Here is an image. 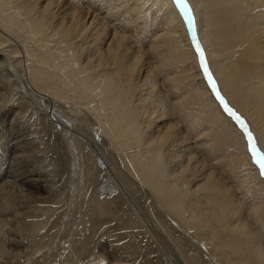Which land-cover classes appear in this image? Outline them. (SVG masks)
I'll return each instance as SVG.
<instances>
[{
    "label": "bare ground",
    "instance_id": "1",
    "mask_svg": "<svg viewBox=\"0 0 264 264\" xmlns=\"http://www.w3.org/2000/svg\"><path fill=\"white\" fill-rule=\"evenodd\" d=\"M187 3L191 21L175 0H0V140L8 144L18 132L7 163L30 190L13 185L0 193V213L12 212L3 222L9 227L0 264H33L35 255L57 245L62 220L43 219L56 200L54 180L37 175L43 158L55 156L35 138L55 142L57 134L58 143L56 122L76 137L60 114L96 126L101 174L90 178L98 187L97 214L137 230L134 211L120 212L130 209L128 193L138 191L154 215L139 219L141 231L128 229L134 233L128 241L118 234L122 243L112 231L119 227L108 226L91 264H264L263 169L213 94L195 47L203 50L219 96L264 154V0ZM42 103L53 113H38L35 107L47 111ZM75 137L67 146L78 153L82 142ZM60 155L71 154L65 148ZM113 164L120 183L111 177ZM26 215L29 224L19 225ZM63 255V264L75 258Z\"/></svg>",
    "mask_w": 264,
    "mask_h": 264
},
{
    "label": "rangeland",
    "instance_id": "2",
    "mask_svg": "<svg viewBox=\"0 0 264 264\" xmlns=\"http://www.w3.org/2000/svg\"><path fill=\"white\" fill-rule=\"evenodd\" d=\"M236 53H237V51L235 52V54ZM158 77L162 78L159 75H158ZM166 95L170 97V91L169 90L166 91ZM8 98H10V96H8ZM95 101H98V98H95ZM36 103L41 104V102H39V101H37ZM42 104L45 106L47 111L42 109V107L41 108L40 107H35V109L37 110L38 113L45 114V115H46V112L48 114H52L53 113V112L49 111V108L46 106V104H44V103H42ZM59 116H60V118L64 119V121L68 120L69 128L72 127L73 129L78 131L79 134H77L76 137H77L78 140H80L82 142V146H81V150L78 153H73V152H71L68 149L69 139L71 137H75V135L73 133H69L70 132L69 130L66 131L67 128H64L63 125L61 123H59V122L55 123V124H58L57 127H56L58 131H60V127L62 128V130L60 131L61 133L58 132L59 135H60L58 137V139H59L58 143H57V139H56L57 134L55 135V142L53 140H51V141L47 140V138L44 137V136L43 137L41 136V138H35V140L38 143L39 149L44 150V148L46 147L45 151L47 152V151H51L52 150V152H54L53 155L55 156L54 160H51L49 157H44L43 160L41 161V167H40L41 172H40V170L37 171V173H38L37 175H39V179L45 180V178L48 179L50 177V179L54 180L53 183H52V184H54L53 187H52V195L54 196V198H56V200L52 204L50 203L52 209L50 211H48L49 214L47 213V214L43 215V217L45 216L43 219L46 220L48 218L47 221L49 223L50 221H53V219L55 217L59 216V218L62 221H61V223L59 221V225L60 226H58L57 229H56L58 231L57 232L58 233V242H57V245L55 246L54 250L51 249L52 251H49V252H51L50 254L48 252H45L43 254L40 253V254L35 255V260H34L35 263L33 262V264H60L61 262H62L61 264H63V256H64L63 254H66L67 252H71V253H73L75 255V258H74L73 262L70 263V264H79V263H81V264L84 263L85 264L87 262H89L87 264H91L92 261L96 260L97 256H95V255H97V252L100 251L96 247V240H99V238H101L103 235H106L107 234V229H109V227L117 226L116 223H114L115 220H113L112 217H108V215H106L107 216L106 217V216H101V215L97 214L98 211L94 207L93 195H94V188L95 187H93V186L95 185V183H93V180H94L93 178H94V175H95L94 174L95 171H97L99 175L101 174V172L97 168V161L100 163V160L98 159L99 158L98 155L101 152V142H100V140H97L98 137H95V139L97 140L96 143L94 141V138L92 139L93 135H96L94 133L96 131L95 130V128H96L95 125L92 127L90 122H87V121H84V120L83 121L77 120V119H79L78 117H81V115H78V117H76L77 119L75 117L71 118L69 116L68 117H66V116L62 117L61 114ZM55 124H53L52 127ZM82 128L85 131L82 130ZM64 133H66V135ZM74 133H77V132H74ZM71 134L73 136H71ZM17 135H18L17 131H16V133H11V135H10V138H11L10 142L12 141V147H10L11 146L10 142L7 144L4 140H0V185L4 186L3 189L0 191V193H2L4 191H7V192H10L11 190L13 191L14 190V187H12L13 185L14 186H18L21 189H23V188L25 189L26 188L25 186L20 185L19 184L20 182L18 180L15 181L13 163H10V164H9V162L7 163L8 159H9L10 151H13L16 148V147H14L13 144H14V141H15V137ZM87 135H89V136L92 135V136L90 138ZM66 142H68V143H66ZM62 143L65 144L66 146L64 145L65 147H61L63 145ZM60 144H61V146H60ZM65 148H67V150L70 152V154L72 156L69 155V156H66L63 159V157H61L60 154L62 152H64ZM104 150H103V153H104ZM56 155H57L58 159H57ZM85 156L87 157V161L86 162H84V160H83V158ZM60 158L64 162L62 160L60 161ZM46 160H48L49 162H47ZM42 162H43V164H42ZM46 162H47V164H46ZM60 162H62V164ZM6 165L7 166L8 165H13L12 168H10L8 173L4 172V169L6 168ZM42 166H43V168H42ZM43 169H45V170H43ZM90 172H91V174H90ZM118 172H119V170L117 169V166L115 164H113L112 168H111V171H110V173L112 175L111 174L110 175H111V177L114 178V180L116 182L120 183V180L122 178L118 177V175H119ZM44 173H48V174H44ZM119 176H121V174ZM9 181H10V183H9ZM13 181H15V182L13 184H11V182H13ZM21 182H22V179H21ZM7 184H9V185L5 188V185H7ZM86 185L88 186L87 189H86ZM124 185L126 187V185H128V184L126 183ZM4 188H5V190H4ZM8 188H9V190H8ZM20 188H18V189H20ZM131 188H133V187H131ZM95 189L98 190V187H96ZM130 189L129 190L126 189V191L127 192L128 191L129 192L133 191L132 189L130 191ZM90 190H93V191H90ZM27 191H30V190L27 189ZM131 193H128V194L133 196L134 198L132 197L128 201V205H130V209L133 206L132 210L129 211L130 209H128V211H126V210L122 209L120 213L122 214V216H125V215L129 214V212L131 214V212L134 211V213H132L134 215H131V216L137 218V219L135 218V221H136L137 227H138L137 230L141 231L142 228L140 226L141 224H139V223L140 222L144 223L145 221H147L149 219L151 220L152 218H154V215L152 213L153 211H151L152 210L151 206L147 205V203H149L148 199L146 200L143 197H140V198L137 197L139 195L138 191H137V193H135L133 191V194L135 193L136 196L132 195ZM101 194H102V192L99 190V199H103V197L105 198V195L103 196V194L102 195ZM108 197H110V195ZM136 197L139 198V199H137ZM144 200H146V204H145ZM148 206H150V207L148 208ZM64 208H65L66 211L63 210ZM52 213H54L55 215L52 214ZM11 215H12V212L6 211V210L2 214L0 213V233H1L0 242H3V240L6 239L5 235L8 234L7 232H5V228H8L9 226L7 224L4 225L3 222L5 221V218H7V217H11L12 218ZM135 215H139V216H135ZM31 219L32 218H30V215H26L19 221L18 224L19 225L29 224ZM139 219H140V222H139ZM15 220H16V217H14V221ZM91 220H93V221H91ZM132 220H134V219H132ZM169 220L171 222H173L172 219L169 218ZM15 225L16 224H14V222H13V226H15ZM63 225H65V226H63ZM90 225H91V227H90ZM131 226H133V225H131ZM131 226L123 227V225H122V228L117 226L116 228L119 227L118 229H112V231L117 233L116 235H114V237L117 240L120 237L125 238V239H123L124 242L128 241L127 237H132L133 238L134 236H131V234L133 232L136 233L137 230H134L133 227L131 228ZM2 228H4V229H2ZM99 228H100V230H99ZM128 229L130 230L129 232H131V230L133 231L132 233H130V235H128L129 234ZM126 230H127L128 233H126ZM119 231H120V233H119ZM13 232H14V230L10 233V235H12ZM123 232H124V235H122ZM61 233L63 235H61ZM93 234L95 236H93ZM118 234H119V236H118ZM120 234H121V236H120ZM97 235H98V237H96ZM132 235H134V233ZM117 236L119 238H117ZM10 237H14V236H9L8 238H10ZM120 239L118 240V242L120 241ZM128 239L131 240V238H128ZM137 239H140V238L137 237ZM121 241H122V239H121ZM121 241H120V243L123 242V241L122 242ZM139 243L136 242L137 245H139ZM155 246L157 247L158 245H155ZM203 247L204 246H202V248ZM159 249H161V248L159 247ZM186 249H188V248H186ZM143 250L146 251L148 249L144 246ZM173 250L174 251H178L179 249L177 250V248L173 245ZM91 251H93V252H91ZM87 252H88V254H87ZM205 252H206V250H205ZM80 255H81V257H80ZM92 256H93V258H91ZM85 257H87L88 260L90 259L91 261H88ZM52 258H54V259L52 260ZM94 258H95V260H93ZM139 259H140V257H138L136 261L138 262ZM104 262L103 263H99V264H104ZM26 263L27 262L25 261L23 264H26ZM202 264H204V263L202 262Z\"/></svg>",
    "mask_w": 264,
    "mask_h": 264
},
{
    "label": "snow or ice",
    "instance_id": "3",
    "mask_svg": "<svg viewBox=\"0 0 264 264\" xmlns=\"http://www.w3.org/2000/svg\"><path fill=\"white\" fill-rule=\"evenodd\" d=\"M175 3L178 6V8L180 9V11L183 13V15L186 18H188L189 21H191L190 8H189V5L187 3V0H175ZM195 47H196L197 52L200 55V62H201V65L203 66V70H204L205 74L207 75V79L211 83V86L213 87V89H215L216 84L213 81V77L210 74L209 68L205 62L203 50L201 49V46L199 43H196ZM216 95L219 97V92H217ZM220 99H221V103H224L223 97H220ZM224 107L228 111L229 115L233 116L236 120L240 121L241 127L244 128L245 131L247 132L249 151L252 153V156L255 158L256 163L260 165L261 169H264V154H262L258 150L257 145L254 142L252 133L250 131H247V127L244 124V122L242 120H240V117L231 108H228L226 103H224ZM261 175H264V171L261 172Z\"/></svg>",
    "mask_w": 264,
    "mask_h": 264
},
{
    "label": "water",
    "instance_id": "4",
    "mask_svg": "<svg viewBox=\"0 0 264 264\" xmlns=\"http://www.w3.org/2000/svg\"><path fill=\"white\" fill-rule=\"evenodd\" d=\"M190 30H191V33H192V35H191V38L192 39H195L196 38V35L193 33V30H192V28L190 27ZM196 42V41H195ZM199 62H200V55H199ZM200 65H201V62H200ZM201 68H202V70H203V66L201 65ZM203 72H204V70H203ZM204 75H205V77H206V79H207V75L205 74V72H204ZM207 82L209 83V85H210V87L212 88V91H213V94H215V96L217 97V99L219 100V102L221 103V99H220V96L218 97L217 95H216V93H217V89L215 88V89H213V87L211 86V83L208 81V79H207ZM224 101V100H223ZM221 105L223 106V109H225V107H224V105H223V103H221ZM229 108V107H228ZM233 110V109H232ZM225 111L228 113V111L225 109ZM234 111V110H233ZM235 112V111H234ZM229 114V113H228ZM230 117L235 121V123H237V125H239V127H240V129L242 130V132L244 133V135H245V137H246V139H247V132L245 131V129L244 128H242L241 127V125H240V121H238V120H236L233 116H231L230 115ZM240 120H242L241 118H240ZM243 121V120H242ZM247 131H248V129H247ZM247 142H248V139H247ZM263 171H264V169H263Z\"/></svg>",
    "mask_w": 264,
    "mask_h": 264
},
{
    "label": "crops",
    "instance_id": "5",
    "mask_svg": "<svg viewBox=\"0 0 264 264\" xmlns=\"http://www.w3.org/2000/svg\"><path fill=\"white\" fill-rule=\"evenodd\" d=\"M243 122H244V121H243ZM244 124L246 125L248 131H250L248 124H247L246 122H244ZM250 132H251V131H250ZM252 136H253V139H254V142H255L256 137H255L253 134H252Z\"/></svg>",
    "mask_w": 264,
    "mask_h": 264
}]
</instances>
